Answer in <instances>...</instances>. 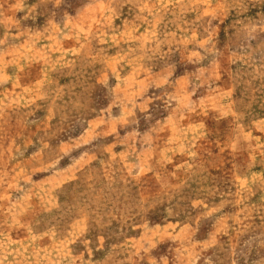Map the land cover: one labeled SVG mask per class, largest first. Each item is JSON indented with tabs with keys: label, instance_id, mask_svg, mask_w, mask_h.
<instances>
[{
	"label": "rangeland",
	"instance_id": "obj_1",
	"mask_svg": "<svg viewBox=\"0 0 264 264\" xmlns=\"http://www.w3.org/2000/svg\"><path fill=\"white\" fill-rule=\"evenodd\" d=\"M0 264H264V0H0Z\"/></svg>",
	"mask_w": 264,
	"mask_h": 264
}]
</instances>
